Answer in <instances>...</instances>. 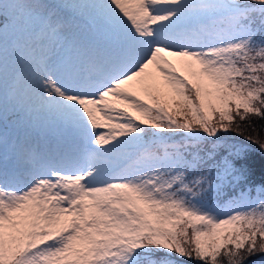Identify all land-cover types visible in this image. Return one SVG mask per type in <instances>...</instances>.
I'll use <instances>...</instances> for the list:
<instances>
[{
    "label": "snow or ice",
    "instance_id": "snow-or-ice-1",
    "mask_svg": "<svg viewBox=\"0 0 264 264\" xmlns=\"http://www.w3.org/2000/svg\"><path fill=\"white\" fill-rule=\"evenodd\" d=\"M255 120L264 0H0V264H264Z\"/></svg>",
    "mask_w": 264,
    "mask_h": 264
},
{
    "label": "trees",
    "instance_id": "trees-1",
    "mask_svg": "<svg viewBox=\"0 0 264 264\" xmlns=\"http://www.w3.org/2000/svg\"><path fill=\"white\" fill-rule=\"evenodd\" d=\"M254 123H256L258 126L260 124H264V121L261 120H255ZM236 134V133H235ZM249 148L251 150V155L254 157V159L257 162V174H256V179L259 180L260 179V168H259V162L261 160V156L259 153V149L257 148L256 145L253 144H249ZM186 264H188V262H186Z\"/></svg>",
    "mask_w": 264,
    "mask_h": 264
},
{
    "label": "rangeland",
    "instance_id": "rangeland-1",
    "mask_svg": "<svg viewBox=\"0 0 264 264\" xmlns=\"http://www.w3.org/2000/svg\"><path fill=\"white\" fill-rule=\"evenodd\" d=\"M226 139H229V140H232V139L242 140L243 138L242 137H238L235 133H231L228 137H226Z\"/></svg>",
    "mask_w": 264,
    "mask_h": 264
}]
</instances>
